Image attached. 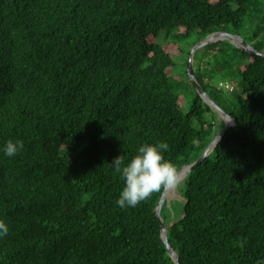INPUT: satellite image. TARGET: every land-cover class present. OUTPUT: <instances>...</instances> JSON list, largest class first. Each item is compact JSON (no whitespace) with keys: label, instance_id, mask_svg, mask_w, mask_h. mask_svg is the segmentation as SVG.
I'll list each match as a JSON object with an SVG mask.
<instances>
[{"label":"trees","instance_id":"1","mask_svg":"<svg viewBox=\"0 0 264 264\" xmlns=\"http://www.w3.org/2000/svg\"><path fill=\"white\" fill-rule=\"evenodd\" d=\"M251 14L264 51V0H0V147L24 145L0 152V264H175L155 212L165 189L121 208L110 163L143 142L166 141L178 170L203 152L224 121L174 70L179 40ZM204 46L238 61L232 102L195 68L234 123L184 178L167 239L180 264H264V55Z\"/></svg>","mask_w":264,"mask_h":264},{"label":"clouds","instance_id":"2","mask_svg":"<svg viewBox=\"0 0 264 264\" xmlns=\"http://www.w3.org/2000/svg\"><path fill=\"white\" fill-rule=\"evenodd\" d=\"M23 146L22 140L9 139L0 147V152L6 157H14ZM168 148L169 145L164 140L156 143L143 142L127 161L121 154L113 158L110 164L123 181V187L115 201L117 206L135 207L141 201L149 199L153 193L165 188H176L182 183L177 166L165 158L164 153ZM8 233L9 225L0 218V237Z\"/></svg>","mask_w":264,"mask_h":264},{"label":"rangeland","instance_id":"3","mask_svg":"<svg viewBox=\"0 0 264 264\" xmlns=\"http://www.w3.org/2000/svg\"><path fill=\"white\" fill-rule=\"evenodd\" d=\"M258 25H259V20L256 17L253 18L251 14V16L248 15V17L245 18L244 24L241 28L228 26L226 29H222V30H226L234 34H238L243 39L250 42L254 37L253 33L257 29ZM260 37L261 36L258 35V38ZM167 38H168L167 34L164 31H161L158 37V41L165 42ZM197 42H195V35H192L187 39L179 40V44L182 48V52L174 56L176 62V67L174 70L180 73L181 75L184 74V71L187 67L185 66V62L187 60L188 63L189 53L191 49L197 44ZM216 56L218 55H216L215 52L209 49L207 46L199 47L196 52V57H193L194 68L200 66V69L202 71L205 70L207 72H212L211 74L212 76L210 77V82L211 85L215 88H218L220 80H224V81L227 80L232 82L235 88H233L232 90H222V93L226 95L228 101L232 102L235 98V95L240 90V86L238 84L239 77L237 75L238 61L236 60L235 57H232L231 55L224 57V56H220L219 54L218 60H216ZM224 60L230 62L231 65H223ZM218 63L220 64V68L219 69L214 68V66ZM217 120L219 122L217 128H220L221 127L220 122H222L223 119L221 116H218ZM182 183L178 187L172 188L170 190L169 195L167 196L168 198L166 199V209L162 211V213L167 217L168 220L166 224H172L173 222L178 220L182 215L180 213V210L183 207V202L185 200L184 197L182 196V190H181Z\"/></svg>","mask_w":264,"mask_h":264},{"label":"water","instance_id":"4","mask_svg":"<svg viewBox=\"0 0 264 264\" xmlns=\"http://www.w3.org/2000/svg\"><path fill=\"white\" fill-rule=\"evenodd\" d=\"M218 40H228L237 47H240L244 50H247L251 53H256L259 55H264V51L257 49L254 47L252 42H249L245 39H243L240 35L231 33L226 30H216L213 31L207 36L198 41L197 44L191 49L189 56H188V63H187V69H188V74L190 79L193 81L195 85V89L197 92L201 95V97L206 101L211 107L217 112L218 116H221L223 121H224V126L222 129L213 137V139L208 143V145L205 147L203 152L192 162L184 164L179 170L178 173L182 180L197 166L199 163H201L208 155L209 153L215 148V146L218 144V142L223 138L224 134L226 131L230 128V126L234 123V120L232 116L223 108L221 107L209 94L208 92L204 89L202 84L198 81L195 75V68L193 65V57L195 55L196 50L204 46L206 44L216 42ZM171 189L165 188L164 192L162 193L158 204L155 207V212L157 213L160 221V226H161V237L166 245V248L168 250V253L171 255L173 260L175 261V264H180L179 261V254L178 252L173 248V246L169 243L167 239V231L168 228L171 224H166L164 217L161 214V208L163 203L166 201L168 198L167 196L169 195ZM186 211V203L183 205V211L182 215L185 214Z\"/></svg>","mask_w":264,"mask_h":264},{"label":"built area","instance_id":"5","mask_svg":"<svg viewBox=\"0 0 264 264\" xmlns=\"http://www.w3.org/2000/svg\"><path fill=\"white\" fill-rule=\"evenodd\" d=\"M218 86L219 87H223V88H225L227 90H232L234 88L233 83L230 82V81H227V80H225V81L224 80H220Z\"/></svg>","mask_w":264,"mask_h":264},{"label":"flooded vegetation","instance_id":"6","mask_svg":"<svg viewBox=\"0 0 264 264\" xmlns=\"http://www.w3.org/2000/svg\"><path fill=\"white\" fill-rule=\"evenodd\" d=\"M251 42V41H250ZM252 42H254V40H252Z\"/></svg>","mask_w":264,"mask_h":264}]
</instances>
